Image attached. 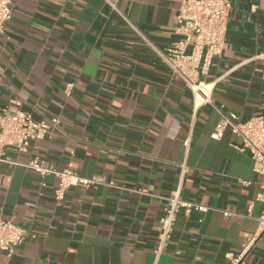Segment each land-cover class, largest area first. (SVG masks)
Instances as JSON below:
<instances>
[{
	"label": "crops",
	"instance_id": "1",
	"mask_svg": "<svg viewBox=\"0 0 264 264\" xmlns=\"http://www.w3.org/2000/svg\"><path fill=\"white\" fill-rule=\"evenodd\" d=\"M10 1L0 112L59 122L0 161V219L30 233L11 256L0 250V264H227L224 253L257 231L264 177L230 129L211 137L214 106L239 120L264 117V0H230L225 47L199 76L212 104L197 108L140 35L160 50L179 40L181 0ZM33 157L103 182L58 200V178L25 166ZM177 189L209 209L180 210L157 254L162 197ZM243 264H264V234Z\"/></svg>",
	"mask_w": 264,
	"mask_h": 264
},
{
	"label": "built area",
	"instance_id": "2",
	"mask_svg": "<svg viewBox=\"0 0 264 264\" xmlns=\"http://www.w3.org/2000/svg\"><path fill=\"white\" fill-rule=\"evenodd\" d=\"M12 7L10 0H0V36L4 32L6 22L12 17ZM230 10V0H181L177 12L178 25L175 29V32L181 36L179 40L160 50L140 34L170 72L190 89L194 108L212 104V88L201 81L199 76L207 74L213 59L220 56L225 47ZM188 47H190L189 50H187ZM71 86V83L66 85V94L70 93ZM214 109L220 119L211 137L217 139L224 129H230L240 139L238 150L248 152L253 172L264 177V117L251 116L246 120H239L232 113L225 114L216 106ZM58 122L57 118L35 121L24 111L10 112L3 109L0 112V161H5L7 147H12L18 152H26L43 135L57 127ZM25 166L41 175L53 174L58 178L54 191L55 198L58 200L64 197L65 190L71 186L89 187L93 183L103 182V179L97 177L90 179L80 177L70 170L45 167L38 157L29 159ZM162 199L165 205L159 219L160 229L155 247L157 254L168 244L176 215L180 210L187 215L192 210L205 213L209 209L205 205L183 199L178 189L163 196ZM256 199L264 205V183L260 185ZM257 221V231L247 239L239 251L224 253V257L228 260L227 264H243L244 257L255 240L264 234V206ZM29 234L28 229L11 219H0V250L11 256ZM32 236L35 235L32 234Z\"/></svg>",
	"mask_w": 264,
	"mask_h": 264
}]
</instances>
